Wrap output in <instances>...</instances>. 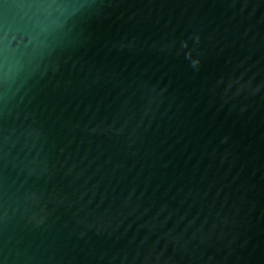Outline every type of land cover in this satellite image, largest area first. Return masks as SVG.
Wrapping results in <instances>:
<instances>
[{"label":"water","instance_id":"1","mask_svg":"<svg viewBox=\"0 0 264 264\" xmlns=\"http://www.w3.org/2000/svg\"><path fill=\"white\" fill-rule=\"evenodd\" d=\"M0 264H264V0H0Z\"/></svg>","mask_w":264,"mask_h":264}]
</instances>
